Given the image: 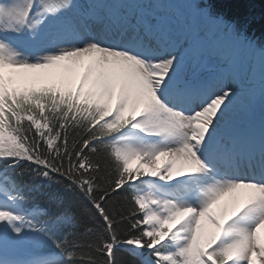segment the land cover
Listing matches in <instances>:
<instances>
[{"label": "snow or ice", "instance_id": "1", "mask_svg": "<svg viewBox=\"0 0 264 264\" xmlns=\"http://www.w3.org/2000/svg\"><path fill=\"white\" fill-rule=\"evenodd\" d=\"M239 2L0 0V264H264Z\"/></svg>", "mask_w": 264, "mask_h": 264}, {"label": "trees", "instance_id": "2", "mask_svg": "<svg viewBox=\"0 0 264 264\" xmlns=\"http://www.w3.org/2000/svg\"><path fill=\"white\" fill-rule=\"evenodd\" d=\"M225 12L230 18L237 14L246 16L250 21L248 35L264 42V0H240L239 3L226 5Z\"/></svg>", "mask_w": 264, "mask_h": 264}, {"label": "rangeland", "instance_id": "3", "mask_svg": "<svg viewBox=\"0 0 264 264\" xmlns=\"http://www.w3.org/2000/svg\"><path fill=\"white\" fill-rule=\"evenodd\" d=\"M256 113H260L259 102H257V104H256ZM256 115H258V114H256ZM131 166H135V162H133V164Z\"/></svg>", "mask_w": 264, "mask_h": 264}]
</instances>
